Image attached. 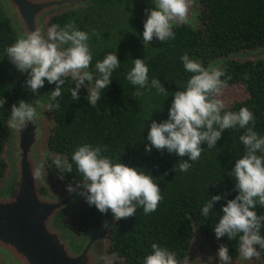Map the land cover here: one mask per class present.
Segmentation results:
<instances>
[{"label": "trees", "instance_id": "obj_1", "mask_svg": "<svg viewBox=\"0 0 264 264\" xmlns=\"http://www.w3.org/2000/svg\"><path fill=\"white\" fill-rule=\"evenodd\" d=\"M91 1L88 11H72L53 17L48 27L73 23L78 29L86 31L91 14L96 10L100 17L105 8H110L109 5L134 4L135 8L142 9L149 0ZM173 30L174 39L161 42L154 37L147 51L134 50L127 56L109 45H90L93 52L90 70L109 53L117 52L121 62L95 106L87 102L86 88L80 89L78 101L72 100L69 88L74 84L70 76L61 90L59 108L48 111V96L45 100L46 112L53 122L46 146V175L52 188L62 190L67 184H75L80 179L75 165L73 173H65L62 181L57 179L59 173L52 163L53 159L57 155L70 159L78 146L88 143L106 147L104 155L116 162L120 157L121 163L149 172L161 189L163 199L155 212L145 215L143 207H137L135 215L119 221L112 219L110 211L101 214L82 198L80 210L69 219L70 227L76 235H81L100 228L105 219L114 224L106 249L110 264H143L144 257L151 253L153 243L175 252L180 264H187L186 256L193 240L191 220L214 254L224 243L229 248L232 264L240 256L239 237L228 241L225 236L218 241L214 237L213 226L222 215L221 205L236 195L234 180L227 172L234 166L235 158L244 154V146L239 140L244 130H225L215 148L209 149L206 144H201L204 148L201 157L192 163L187 172L179 171L180 159L186 160L187 157L180 158L155 149L145 153L144 143L147 142L152 120L160 122L167 118L172 95L183 90L192 75L185 72L180 60L182 55L188 54L201 61L203 66L210 67L214 62L232 55L264 48V0H198L197 28L182 24ZM17 39L11 22L0 11V54ZM136 58H144L149 69V86L143 89L133 86L126 79ZM218 67L225 69V78L230 77L220 97L226 109L238 111L247 107L252 110L255 114L253 129L264 136V60H228ZM154 78L167 92L158 93L150 86ZM3 97L6 103L4 108H0V185L9 170L5 157L7 121L11 106L20 101L18 91L12 87L0 89V98ZM217 194L222 199L214 204L216 216L205 218L200 209L212 195ZM256 211L258 215H264V208L258 206ZM261 235H264V228ZM258 251L264 263V249Z\"/></svg>", "mask_w": 264, "mask_h": 264}, {"label": "clouds", "instance_id": "obj_2", "mask_svg": "<svg viewBox=\"0 0 264 264\" xmlns=\"http://www.w3.org/2000/svg\"><path fill=\"white\" fill-rule=\"evenodd\" d=\"M151 2L153 6L145 10L146 18L139 36L143 46L151 44L154 37L161 42L174 39V23L187 20L190 6V0ZM89 40V33L73 23L63 27L53 24L46 34L37 29L20 37L4 49L0 59L6 56L18 72L26 74L24 87L33 94H37L46 81L55 85L48 93L47 109L50 112L60 107L61 90L69 76L74 84L69 88L72 100L78 101L80 89L86 88L87 102L95 106L121 62L117 52L109 53L90 70L93 52ZM180 60L185 72L192 75L184 89L172 95L167 118L160 122L152 120L144 143L145 153L155 149L180 158L187 157L179 161V171L187 172L192 163L200 159L204 149L201 144L215 148L225 130H244L239 137L244 154L235 158L234 166L227 172L234 180L236 195L221 205L222 215L214 224L213 232L218 241L225 236L228 241L239 237L240 257L251 260L260 255L258 249H264V235H261L264 215H258L256 211L258 206L264 208V136L253 129L255 114L252 110L247 107L238 111L226 109L220 97L230 77L225 78L223 67H205L188 54L182 55ZM148 72L144 58H136L126 79L143 89L149 86ZM150 86L158 93L167 92L157 78L151 80ZM5 103L6 98H0V108H4ZM36 115V107L31 102L20 100L11 106L7 123L12 129L22 130ZM106 151V147L85 143L74 150L70 159L57 155L52 161L59 173L57 179L62 181L65 173H73L75 165L80 179L75 184H67L66 191L82 197L101 214L110 211L114 221L135 215L137 207H143L145 215L155 212L163 197L154 177L145 170L121 163L120 157L118 162L114 161L104 155ZM221 199L219 194L212 195L201 207L200 214L205 218L216 216L213 207ZM151 249L143 264H180L176 253L168 248L153 243ZM231 261L227 244L221 243L216 253L217 264H231Z\"/></svg>", "mask_w": 264, "mask_h": 264}, {"label": "water", "instance_id": "obj_3", "mask_svg": "<svg viewBox=\"0 0 264 264\" xmlns=\"http://www.w3.org/2000/svg\"><path fill=\"white\" fill-rule=\"evenodd\" d=\"M86 4L87 0H0L18 38L37 29L46 34L53 17ZM197 23L198 0H190L187 20L174 23V27L197 28ZM228 60H264V48L232 55L210 66L218 67ZM34 106L37 115L27 127L19 130L8 126L6 130L9 170L0 185V264H108L106 249L114 224L105 219L94 231L73 232L69 219L80 210L82 197L50 186L45 162L53 122L46 110ZM191 225L193 240L186 263L217 264L216 254L193 220ZM234 264L264 263L259 256L251 260L239 256Z\"/></svg>", "mask_w": 264, "mask_h": 264}, {"label": "rangeland", "instance_id": "obj_4", "mask_svg": "<svg viewBox=\"0 0 264 264\" xmlns=\"http://www.w3.org/2000/svg\"><path fill=\"white\" fill-rule=\"evenodd\" d=\"M92 5L91 0H87V4L73 12H86ZM152 2L149 0L142 9L135 8L132 5H109V9L98 16V10L91 14L89 26L86 27V32L89 33V45L95 46L98 44L109 45L119 51L122 55L127 56L134 50H148L149 44L143 46V42L139 38L143 31V22L146 18L145 7H152ZM0 11L5 17L4 11L0 5ZM4 55L0 54V58ZM26 74L18 72L14 66L8 61L5 56L0 59V89L5 87H12L18 91L20 100L31 102L42 110H46L45 100L48 93L55 87L54 84L45 82L44 87L38 89L37 94L24 87ZM45 166L47 162H45ZM108 264H110L108 259Z\"/></svg>", "mask_w": 264, "mask_h": 264}]
</instances>
